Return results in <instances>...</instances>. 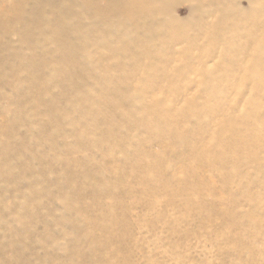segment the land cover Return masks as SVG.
Segmentation results:
<instances>
[{"label":"rangeland","instance_id":"obj_1","mask_svg":"<svg viewBox=\"0 0 264 264\" xmlns=\"http://www.w3.org/2000/svg\"><path fill=\"white\" fill-rule=\"evenodd\" d=\"M0 264H264V0H0Z\"/></svg>","mask_w":264,"mask_h":264},{"label":"bare ground","instance_id":"obj_2","mask_svg":"<svg viewBox=\"0 0 264 264\" xmlns=\"http://www.w3.org/2000/svg\"><path fill=\"white\" fill-rule=\"evenodd\" d=\"M161 1H163V0H159V2H161Z\"/></svg>","mask_w":264,"mask_h":264}]
</instances>
